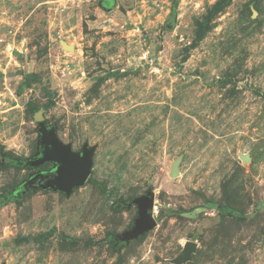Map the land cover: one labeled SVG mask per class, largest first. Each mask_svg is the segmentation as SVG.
Wrapping results in <instances>:
<instances>
[{
    "label": "rangeland",
    "instance_id": "obj_1",
    "mask_svg": "<svg viewBox=\"0 0 264 264\" xmlns=\"http://www.w3.org/2000/svg\"><path fill=\"white\" fill-rule=\"evenodd\" d=\"M41 122L94 148L70 194L33 186L60 166L30 165ZM148 193L157 224L120 240ZM188 241L183 264H264V0H0V264H177Z\"/></svg>",
    "mask_w": 264,
    "mask_h": 264
},
{
    "label": "water",
    "instance_id": "obj_2",
    "mask_svg": "<svg viewBox=\"0 0 264 264\" xmlns=\"http://www.w3.org/2000/svg\"><path fill=\"white\" fill-rule=\"evenodd\" d=\"M106 8L110 9L109 7ZM65 46L72 48V46ZM37 120H42L40 114L37 116ZM40 124L41 142L47 148L43 156L31 161L30 165L39 166L49 161L59 163L60 166L57 171L51 177L48 176V180L42 184V187H51L54 190H62L70 194L75 186L83 185L90 176L94 148L85 145L81 152H76L71 144H65L58 138L54 128L48 129L44 122ZM177 173V166H175L173 175L175 176ZM152 195V193H148L134 200L139 207V215L134 222V226L119 236L120 240L129 241L136 238L157 224L154 217L156 206ZM195 249L196 243L188 241L177 258V264H183L190 260Z\"/></svg>",
    "mask_w": 264,
    "mask_h": 264
},
{
    "label": "flooded vegetation",
    "instance_id": "obj_3",
    "mask_svg": "<svg viewBox=\"0 0 264 264\" xmlns=\"http://www.w3.org/2000/svg\"><path fill=\"white\" fill-rule=\"evenodd\" d=\"M48 176L51 177L52 174L48 173V174H43L42 177H39L36 179L35 182H33V186H38L39 184H43L48 180Z\"/></svg>",
    "mask_w": 264,
    "mask_h": 264
}]
</instances>
